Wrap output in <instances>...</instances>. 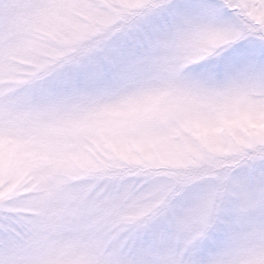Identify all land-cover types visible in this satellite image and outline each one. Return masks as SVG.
I'll use <instances>...</instances> for the list:
<instances>
[{"label": "snow or ice", "instance_id": "snow-or-ice-1", "mask_svg": "<svg viewBox=\"0 0 264 264\" xmlns=\"http://www.w3.org/2000/svg\"><path fill=\"white\" fill-rule=\"evenodd\" d=\"M0 264H264V0H0Z\"/></svg>", "mask_w": 264, "mask_h": 264}]
</instances>
